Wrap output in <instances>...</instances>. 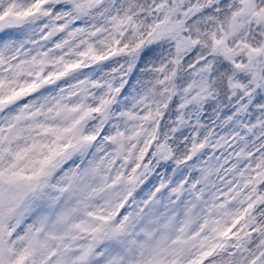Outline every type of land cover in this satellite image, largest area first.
<instances>
[{
    "label": "snow or ice",
    "instance_id": "obj_1",
    "mask_svg": "<svg viewBox=\"0 0 264 264\" xmlns=\"http://www.w3.org/2000/svg\"><path fill=\"white\" fill-rule=\"evenodd\" d=\"M0 264H264V0H0Z\"/></svg>",
    "mask_w": 264,
    "mask_h": 264
}]
</instances>
